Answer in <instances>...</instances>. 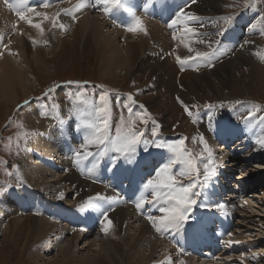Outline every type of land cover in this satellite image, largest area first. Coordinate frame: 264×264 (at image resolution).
Here are the masks:
<instances>
[{
	"label": "rangeland",
	"instance_id": "374dc122",
	"mask_svg": "<svg viewBox=\"0 0 264 264\" xmlns=\"http://www.w3.org/2000/svg\"><path fill=\"white\" fill-rule=\"evenodd\" d=\"M45 1L46 0H34V3H35L34 7L37 9L36 12H39L42 14L46 13L47 18L44 17L45 21L53 22L54 19L57 21L58 26L55 27L54 24H52V26L58 29L55 35H58V37L61 39L64 38V40H66L70 38V33L73 28L70 26L72 25L79 26L81 21L84 19L83 17H85V19L83 20L84 23L82 24H86L87 28H88V20H90L89 18H93L94 16L100 15V17L102 16V18H104L106 22L108 21L110 23V21L106 18L107 17L106 13L98 14V11L94 5L88 4L87 7L84 9H76L75 12H70L73 15L72 17H69L68 19L67 14H65L64 12H63L64 14L60 13V11H65V9L70 10V9L75 8L77 1L76 2L73 1L72 2L73 4L69 3L67 5V2H66V4L64 3L61 5L60 3L63 2V0H59L57 4H60L61 6L58 5L56 7V5H49L47 10L43 11L42 7ZM156 1L160 2V5L158 6L159 8H165V7L168 8V6L170 5L167 15L170 14L169 19L172 18L173 20L174 17L172 16V13H175L174 12L175 9L173 8L172 0H166L165 2L164 0H155V2ZM252 2H258L257 8L254 5H251ZM182 3L184 7L188 6V4H186L183 0H182ZM162 4H166V6ZM192 4L198 5L196 2ZM213 4L214 6L210 7V14L215 15V17L213 18L215 21L213 22L214 29L210 30L209 32L210 33L209 37H212V42L210 43L209 52L216 53V57H217V53L220 52V56L224 57L222 59H225L226 62L232 63L231 57L234 56V54L232 55V53H234L233 51L234 50L236 51V49H237V52L238 51L243 52L244 50H247V48H249L250 46V43L252 42V40L248 41L247 38L249 37V35H252L253 33L255 40H254V44H251V47L256 48V50H258L259 53L264 56V22L257 23V21L259 20V17L262 14H264V0H248L247 4L245 3V0H213ZM215 5H221V6L219 8L218 6H215ZM191 8L194 9L193 5L191 6ZM252 8H254V11H253L254 14L248 16L249 12L250 11L252 12ZM85 9H87L85 14L84 13L80 14V12H82V10H85ZM2 10L3 9L1 7L0 14L3 16L1 17L0 15V19H3L4 17V20H5V16ZM34 14L35 12L25 11V16H26L27 21L29 19L34 20V18L38 17V16L35 17L36 14L35 15ZM104 15L105 17H103ZM229 16L233 17L230 23H227L221 19L222 17H229ZM250 17L253 19L252 21L249 20ZM62 18L65 19L63 20V22H62ZM26 19H23V21H25ZM21 20L22 19H19L17 20V22L9 20L10 21L9 23L6 20V25L9 24L10 28H12L15 23L19 24ZM210 20H211V16H210ZM1 23L2 22L0 21V25ZM109 23H108V26H109ZM61 24L65 25L64 27L66 29L64 27H60ZM102 24L104 25V23ZM253 24H255L256 27L253 28V30L251 31L250 30L252 28L251 25ZM179 28H181V26ZM152 29L153 28H151L150 30ZM177 29L174 28V30L176 31ZM221 29H226L223 35L218 34L219 30ZM15 30H16V26H15ZM182 30L183 29H181L180 31ZM254 30L255 32H253ZM104 32H106V28ZM46 33L47 32H45V34ZM14 34L15 35L17 34V30L14 31L13 34L10 33L8 35L2 34V32H0V57H2V52L4 50L9 49V47H12L13 49L14 47L13 54H14L16 61L20 65L23 64V62L25 63L26 58L31 60L34 65V67L31 68L30 70L31 81L33 85L31 84V86L28 88L29 93H27L26 95H25V92L21 90L22 87L20 88L16 86L15 95L13 97V99L15 98L16 101L14 103L12 101H11L12 103L5 102L3 98L0 96V200L1 202H3V198L7 194H9V191L11 190L16 191L15 194H9V195L13 197L14 200H18V205H20V200H23V197H26L23 194L24 192L23 185L25 181L22 178V174L20 170L21 169L20 162L22 160V155L25 154V149L29 150L30 146H32V143H33L32 137L35 136L34 140L36 139L35 147L43 148L44 145H46L43 140L47 139L43 135V132H47L48 144H50L49 148H51L50 149L51 152L48 153L46 150H41L40 154L42 155L41 157L44 158L45 156H43V154L46 153V155H48L47 157L48 164H51L52 155L60 150L62 140H68V142L72 143L71 145L73 146L75 144L76 137H80L81 142L79 144L81 145L82 143L85 142L86 136L91 135V130L83 127L82 120L95 119V109L97 107L103 106L98 99L99 96L103 94L106 96V99H107V111L101 114V117L107 119L108 125H109V135L111 137L113 138L115 137L116 129L118 127L123 128L125 125H128V124H131L134 130H137L143 133L141 142L136 146V149H135L136 152H134V154H132L131 156H127V160L129 161H124L125 156L116 153L115 162L124 161L125 164L122 165L121 171L118 172L114 178L109 177V175H107L109 173V167L111 166L109 165V167L106 168V171H107L106 179L107 181H109L110 184L115 182V184H117L116 186L122 191L125 190L124 188L127 185L134 186V189L135 187H138V189L142 193L143 199H146L144 198V196L145 197L150 196L149 195V192H150L152 196L148 200H150L149 201L150 203H154V208L152 207L147 208L149 204L146 205V208H147L146 213L140 212L137 209L139 213L137 215H139L141 219H144V220L146 219L145 221L148 223L149 220L146 218V215L147 216L152 215V216L158 217L162 215V213H160L158 209L162 206H168V205L165 203V200L162 196L160 197L154 196L151 190L145 191L142 185L144 182L147 181V179L155 178L154 173L156 170L155 169L152 170L153 167L156 168L160 163L162 165L163 163L168 162L173 159L172 153H170L166 147L158 148L156 147V144L165 143L164 145H167V144H172V143H178L179 140L183 138L185 140L184 147L187 150V154L190 155V157L194 161L199 162L198 169L200 172V178L202 180L204 163L206 162L202 158L206 157L207 153L204 151V148H203L204 144L199 142L198 139L205 137L207 134L204 131L206 129L203 128V126L206 128L205 126L206 124H204L203 122L205 118L204 120L202 119L199 121V122H202L203 126L201 124H197L198 123L197 119L199 118L198 115L204 112L205 109L207 108L208 111L211 110L213 112V110H215L214 111L215 113L213 112L212 114L217 113L216 115H220L222 117V121L228 118L231 120L230 121L228 119L230 122L226 120L224 124L232 125V128L229 130L230 133H228V136L231 138L235 137L234 141L231 142V145L230 143H228L225 146L224 145L225 142L218 139V142L217 143L215 142V146L216 145H217L216 147L220 146L221 148L220 152L223 151L220 153L217 150L211 149L212 147L211 138L213 137L214 132L213 131L210 132V136L212 137H210V139L207 138L209 141L206 143H207V146L211 149L212 154H213V161L215 165V175L212 181L210 182V184L206 187V189L204 188L207 191L205 192L203 189H197V191H200V192L203 190L200 196L195 197V199H197V205L193 206L192 211L188 214L189 218L184 223H182V226L179 229H168V231L166 230L161 234L159 232H156L155 228L152 226V223H150V225L154 228V232L152 233L153 235L151 234L153 240L152 239L149 240V242L151 243L146 241L147 242L146 244L149 243L150 246L149 245H145V247L142 246L140 248V251L143 253H139L138 257L143 256L146 258H150V261L148 262V264H182V263L184 264L186 263V261H189V260L190 261L193 260L192 261L193 264H205V263L206 264H264V220L261 221L260 219L253 218L255 215V217L264 219V189H263V186L257 191L252 190L251 192L248 193V191H250L251 189V187L249 186H252L251 184H253V182L256 185V183L258 182L257 179H264V174L260 175L261 171L264 172V163H258L257 160H255L256 158H254V161L253 160L251 161L252 155L250 156V151H245L244 148L240 149L237 147L239 144L237 140L241 139L242 137H244L243 139L248 140L246 143H249V144H252V141L256 143L257 140L259 141L263 137V136H259L258 134L260 133L259 132L260 129H261V133H264V78H263L264 71H257L254 68L243 65V66H240V69H238V71L232 76V79L234 78L232 82L235 80H238V82L241 84L240 86L248 90L247 92H249L250 94L248 98H251L252 100L244 101L241 98L242 95L238 94L237 89L235 88L233 83H231V85L229 86L228 91L233 92L239 98H235L231 101L214 100V99H219V97H218V94L215 91H212L211 89H210V92H199L197 95L195 94L196 97L195 96L189 97V100L188 99L183 100L179 96L170 94L167 91V89L164 87H159L158 89H156V87L158 86H152V84L150 83L152 82L151 80L152 75L149 70L147 72L145 71L143 73L138 72V73H133V75H131L132 74L131 71L126 72L125 69L121 70V69H118V67H112L113 69L111 71L114 72L113 74L114 77L105 78L102 76L100 68H99L101 67L100 61H97V56L93 54L95 52L92 49H91L92 52H88L87 49L83 51V48L81 46L80 53L69 54L70 56L69 61L67 60L56 61V60H53L54 54L50 52L51 45H49V43L45 44L46 42L45 40H48V36H47L48 34L47 35L44 34L45 40H42V43L44 41L45 42L43 43L44 49H42V51H40L41 49L37 50L38 49L37 47H32L31 49H29V51H26L25 48L23 47L24 46L23 43L21 42L17 43V41L14 40V37H15ZM145 34H147L146 31H145ZM238 35H241L240 38H238ZM46 36H47V39H46ZM136 36L137 34L134 36L135 38L133 37L132 41L138 40ZM102 38L104 37L102 36ZM118 41H119V38H118ZM118 41H116V43L119 45L120 41L119 42ZM223 43H225L226 45L225 44L222 45ZM148 45L155 46L152 39L148 40ZM231 45H233L234 47ZM156 46L161 47L162 43L156 42ZM182 46L185 47V44L183 43ZM221 47H224L225 49L228 48L229 52L227 51V53H225L226 50L223 49L224 51H222ZM41 52L45 55V57H47V59L49 57V59L52 60V63L49 64L48 67L45 66L44 63H42L40 59ZM154 52H156V50ZM221 53L223 55H221ZM150 55L153 57L152 53ZM215 58L212 60H215ZM170 63L174 64L172 60L170 61ZM211 64L215 66L217 62L216 63L212 62ZM207 66H205V68H207ZM25 67L28 68L26 66V63H25ZM203 68L204 67H202V69ZM262 69L264 70L263 67ZM259 72L260 74H263V75L261 76L260 84H256V82H253L251 80L257 78L259 76ZM216 73L218 75L217 74L215 75L220 76V78L218 79H221L222 76L219 73V69H217ZM210 76H213V75H210ZM118 78H120L119 82H117ZM129 97H131L132 99H129ZM36 99H38L46 109L45 116L43 119H39L36 115L33 114L35 113L32 110H33V106H35L34 101ZM192 101H194V103ZM68 102H75L79 104L80 106H85V107L81 109L78 105L76 104L71 105V104H68ZM247 103H250V106L258 110L256 111L257 113L255 112L256 114L254 116L251 115L250 116L251 118L248 117V115L243 116L240 119H237L240 122H238L235 118L230 117V114L237 108V106L241 107L242 104H247ZM114 104H116L115 107H114ZM204 104L206 105L204 106ZM208 104H212L213 107L208 108L207 107ZM185 105H187L192 110L191 116H189L185 112ZM61 107L62 109L68 108L67 110L69 111L72 110V112L75 113V115L72 114V115L64 116L60 114V117L62 116L63 118L62 117L58 118L57 115H58V112H60ZM129 108H131V116L129 114ZM244 109H249V107L246 106ZM89 110L91 112H89ZM92 113L94 114V116L92 115ZM136 113L146 114L147 122L138 118ZM255 116H257V118H255ZM76 121H77V125L75 124ZM210 121H211V118H210ZM157 125H158L157 133L156 135H153L152 134L153 127ZM75 127H78L79 129ZM56 134L60 135L58 138V142L60 141L59 143L53 141V138L55 137ZM199 136H202V137H199ZM203 141H206V140L203 139ZM196 144H197V147L198 146L200 147L195 148ZM198 144H201V145H198ZM138 147L140 150H138ZM75 149L77 150V148ZM249 149L252 150L253 145ZM30 150L28 152H30ZM87 150L92 151L93 153H97L100 149H98L96 146H90ZM31 151L34 154L39 153V149L31 150ZM111 152L112 150L111 148H109L102 156L95 155L93 157H89L91 159V162L93 163L91 168L101 167L104 170V166L101 164L100 161L105 157H107L106 161L107 160L109 161V158L113 157ZM149 152H151L152 155L150 157L152 158L150 157L147 158L148 156H146V154H148ZM152 152H156V153L153 154ZM162 152L168 153L170 157L163 156ZM230 153L232 155H230ZM222 154L224 156L226 154L228 156L230 155V158L232 161H230L229 163L231 165L234 164L233 167L230 166L231 168L229 167L228 169H225L226 174L223 173V171L220 172V170L222 169V166L224 165V162H226V159ZM41 157H38V158H41ZM152 159H157V160L154 161ZM217 159H219L220 161V162L218 161L219 165L216 163ZM246 160H248V162L244 163ZM122 162L120 163L122 164ZM145 162L147 163L148 171L146 170L147 168H144V166L146 165L142 166V164H144ZM109 163L111 164V161H109ZM229 163L227 164V166L230 165ZM216 165H218L220 169ZM179 167L184 168L185 166H182L181 164L180 165L175 164L172 168V172L174 174H177ZM57 169H54L56 171L55 173L62 174L60 172V169L58 170ZM233 169L235 170L231 171ZM185 170L187 169L185 168ZM85 171H90V168H86ZM129 171H131V174H128ZM63 173L65 174L64 171ZM85 175H86V172H85ZM193 175L195 176V174ZM193 175L186 176L188 178L184 179V180H187L184 183H183L184 180H181L182 181L181 182L179 181V179H176V182L178 184H183L186 186L192 179H194ZM80 178H81L80 180L82 181L86 180V177L85 179L82 177ZM229 181H231L233 189H230L228 191H226L225 189L223 190V187L221 186L223 185L222 183H227ZM74 183L77 184V186L75 187L79 190V193H78L79 195L77 196L75 193L66 194L68 190L65 189L66 191L64 193L65 194L64 196L66 197V199L64 198V196H63V199L59 198L58 199L59 201H56L55 203L56 204L55 208L59 209V211L62 214L63 212H66L69 216L72 215L73 213L72 210L74 209L76 210L75 212H78L79 214L84 212L83 209L87 210L91 206L95 209L96 206L93 205L92 202H91L92 204H90L89 199H87L88 197L84 192L85 189H83V187L80 185H79L80 187H78V184L83 185V182L79 183V180L76 179ZM119 183H123L124 185H120ZM211 185L214 189L211 187ZM217 185H218V192L220 191V188L222 187V192L224 194H221V195L223 197L226 194V192H229L228 196H230L231 194L233 195L232 203L228 201L220 203V204H224L225 209L232 212V214L228 222H226L225 225L224 223H220L219 221H217L216 217L212 216L210 218L211 219L210 223L206 226L207 232L210 234L209 236L208 234L204 232V229H203L204 224L202 223L198 224V222L206 223L207 218L210 217V212H212V210L216 208V206L213 205L214 203L213 201L214 199H216L215 197L217 198L219 197L210 196V195L207 196L203 192H205L206 194L212 193V195H219V193H215L217 191ZM209 186H210V193H208ZM27 187L30 193L29 195L33 193L36 199L29 200L27 205L22 204L23 210L22 212L20 211V213H22V216H24V218L28 217L25 215H29L32 213L35 215L37 210H38L37 212L38 214L39 212L43 211L45 207L43 203L46 202L47 200H44V199L42 200V197H40V195L42 194L43 196L48 195V190H47L48 187L46 190L44 189L37 190L38 192H40L38 194H36V192L33 191L34 187L31 185L29 186V183ZM114 190H117V189L114 188ZM126 196H128L127 200L129 201V203L133 205L134 207L137 203L136 202L137 200L136 199L133 200V198L131 199L130 197L131 195L128 192L126 193ZM241 196H243L245 200ZM39 199H40L39 205L40 206L43 205L42 207H37L33 203ZM86 201L88 202V204ZM209 201L210 203H208ZM83 202H84V205H83ZM253 202L254 203L256 202L257 204L256 203L254 204ZM77 203H79L78 204L79 206H77ZM241 204H242L241 206L242 208H239L238 206ZM262 204L263 206L260 207V205ZM3 205L4 204L1 203V206L3 208L2 210L7 211V212H17L18 213L16 208L5 210ZM78 207L80 209H78ZM201 207L204 209H202ZM32 208H34V210H32ZM195 211H197L199 215V220L197 221L196 225L191 228L193 221L197 218ZM7 212L6 214L2 213L4 214L3 215L4 219L6 218V215H8ZM49 212L50 211H48V215L50 214ZM81 215L84 216L83 213ZM88 216L89 218L87 220L90 222H87V226L93 229V234L89 233L84 239H82L79 242V244L76 247L77 249L76 248L74 249L73 253H75L76 256H79V258L81 255L87 254L90 252L89 251L90 248L85 247L88 241L92 240L91 243L93 242L92 244L94 248L98 246V243H102V242H98L102 239V236H100V233L98 232V225L95 222L96 220L95 216L87 214L84 217H88ZM134 221L135 220H131L128 223V227L125 228L126 230L121 232V235H124V233L130 234V236L138 235L137 231L139 232V229H138L139 225L135 224ZM70 223L71 222L68 221V217L66 218L64 217V220H62V222L60 223L61 225L58 226L57 229L61 230L67 224L69 225V227H71ZM0 228H1L0 229V264H38L39 263V262L38 263L33 262L32 259H29L31 258L29 255H31L32 253L36 254V251L34 249H36L37 247L41 248V244L35 240L36 237L30 238V240L28 241L26 245L27 247L24 248V251L22 254L20 250L16 249V246L18 245L17 244L16 246L14 245L13 239L10 237V232H7L8 229L6 228V226L2 225ZM190 228H191V231H190ZM181 231H183V234L180 233ZM155 232L157 235L155 234ZM190 232H192L193 237H194V238L191 237L190 244L192 246H187V248H189L188 251H186L188 252L187 255H183L182 257L178 258V256L180 255L179 254L180 248L176 251L177 246H179L177 239L182 240L183 235L187 236L190 234ZM64 233L66 234V232ZM64 233H62L61 231L60 235H57L55 233L54 236L49 237L50 242L52 240L54 241L53 245L56 243V248L59 246L58 251L60 252L55 251V249H51V252H48L47 256L44 255L45 258L49 257L50 260L51 259L53 260L57 257L54 260L56 262H60V260H62V257L60 256V253L62 252V250L71 247V237L67 234L65 235ZM63 234L64 236H66L65 238ZM121 235H119V237L117 238L118 243L120 242L119 244H123L127 246V242ZM57 236L60 237L61 239L57 238ZM156 236H159V237H156ZM154 238L156 239L159 238V239H157L158 240L157 241ZM162 238L166 241H164ZM55 240L56 241L58 240V242H56ZM185 241H188V238H186ZM185 241H183L180 244V247H185L187 245ZM61 246H64V247L66 246V247L60 248ZM148 247L150 249L152 248L153 250L158 249L159 252L157 254H154V256H151L150 255L151 250H148L149 249ZM209 247H210V255L212 257L210 255L204 256L200 253V250L204 251V249H209ZM221 247L223 249H221ZM163 250H164V253L162 252ZM212 251H214V253H212ZM216 251H219V252L217 253ZM90 253L92 254V252ZM254 256L257 258H254ZM245 257H247V261L244 260ZM44 261H45L44 263H47L49 260L46 259ZM180 261H183V262L180 263ZM42 262H40L39 264H42Z\"/></svg>",
	"mask_w": 264,
	"mask_h": 264
},
{
	"label": "bare ground",
	"instance_id": "6f19581e",
	"mask_svg": "<svg viewBox=\"0 0 264 264\" xmlns=\"http://www.w3.org/2000/svg\"><path fill=\"white\" fill-rule=\"evenodd\" d=\"M58 1L59 0H55L56 7L58 5L57 4ZM165 1L166 0H164V2ZM123 2L125 4L123 3L120 9L113 10L112 15H113L114 19L117 21L118 15L122 12L123 9H126L128 11L129 16H130L129 18L126 19L127 20L126 26H118V24H115V25H113L114 27L112 30V29H110V26H108L109 22L108 21L106 22L104 20V18H102V16L100 17V15H99V16H94L93 18H89L90 20H88V28H87L86 24H82V23H84L83 20L85 19V17H83L84 19L81 21L79 26H77V25L70 26V27H73L72 31L70 33V38H68L69 37L68 36L67 37L68 39L64 40V38L61 39L58 37V35H55L56 31L58 30L55 27H57L58 24L56 23L55 27H53L52 21H50V22L45 21L44 17L46 15V13H44L45 15H41L38 17L34 14L35 17H37V18H34V20H32L33 24L39 23L41 25V28L43 29V31L33 27L32 25H29L27 19L25 20L26 22L21 20L19 24H16L17 34L16 35L14 34L15 35L14 40H16L17 43H20V42L23 43V45H24L23 47L25 48L26 51H29V49H31L32 47H37L38 48L37 50L41 49L40 51H42V49H44L43 43L46 41L45 44L49 43V45H51L50 46V48H51L50 52L54 54L53 60H56V61H62V60L69 61V58H70L69 54L80 53V47L81 46L83 48V51H85V49H87L88 52H92L91 51V49H92L95 52L93 54L97 56V61H100L101 67H99V68H100V71H101V74L103 77H105V78L106 77H108V78L114 77L113 76L114 72L111 71L113 69L112 67H118V69H121V70L125 69L126 72L131 71V73H132L131 75H133V73H138V72L143 73L144 71L147 72L149 70L151 72V75H152V78H151L152 82H150L152 84V86H158V87H156V89H158L159 87H164L167 89V91L170 94L179 96L183 100L184 99L189 100V97H194V96L196 97V95L199 92H210V89L212 91H215L218 94L219 99H214V100L231 101L235 98H239L233 92L228 91V88L231 85V83L234 84L235 88L237 89L238 94L242 95L241 98L244 101L245 100H252L251 98H248V96L250 95L249 92H247L248 90L246 88L241 87L240 86L241 84L238 82V80H235L232 82V80L234 79V78L232 79V76L238 71V69H240V66H243V65L254 68L257 71H264L262 69V67L264 68V56L261 55L259 53V51L256 50V48L251 47V44H254V40H255L253 33H252V35H249V37L247 38L248 41L252 40V42L250 43V46H249V48H247V50H244L243 52H240V51L237 52V49H236V51L235 50L233 51L234 53H232V55L234 54V56L231 57L232 63L226 62L225 59H222L224 57L220 56V52L218 50L217 51L219 53H217V57H216V53L214 56H212V59H214L216 57L215 60L211 59L212 62H215V63L217 62V64L215 66H209L208 65L207 68L204 67L203 69H202V67L205 65L207 60L195 59L192 61H188L187 63L181 64L176 59V57L179 56L183 60H186L189 56H195V54L197 52H203V53L211 54L209 52V50H210L209 47H210V43L212 42V37H207V35L210 32V30L214 29V23L213 22L215 20L213 18L215 17V15L210 14V7L214 6L213 0H202V1L197 0L196 3L198 5L192 4L191 0H188V6L186 8L181 7V9H179V11L180 12L183 11L184 15L187 17H189L191 15H195V16L199 17L198 21L188 20V23H187L188 26H190L196 30V33L195 34L194 33H187L183 29L181 31L182 35H172L171 33L176 34V32H177L176 30H174L175 26L173 28L168 27V24L171 23V21H172V18L169 19L170 14L168 13L169 15H167V12L169 11L170 5L168 6V8H166L165 7L166 4H162V5H165L164 6L165 8H159L158 6L160 5V2H158V1L155 2V0H148V1L143 0L144 6H143V8H139V6L137 5L139 3V0H136L137 4L134 2V0H123ZM14 3H15V1L13 2V4ZM0 4H2V0H0ZM67 5H68V2H67ZM192 5H193L194 9L191 8ZM251 5H254L257 8L258 2H252ZM63 6H65V5H63ZM215 6H218L220 8L221 5H215ZM1 7L3 9L2 12L5 16V20H4V17H3V19H0V21L2 22L0 25V32H2V34L8 35L11 33L12 30H11L9 24L6 25V20L8 21V23L10 21H14L11 18V13L15 12L16 10L15 9L11 10L10 8H6L3 5H0V8ZM50 8H51V6H50ZM53 8H55V7H53ZM174 9L177 10V8H174ZM62 10H63V8H62ZM149 10H151V11H149ZM175 10H174V12H176ZM55 11H57V10H55ZM86 11H87V9L82 10V12H80V14H82V13L85 14ZM253 11H254V8H252V12L250 11L248 16L253 15L254 14ZM63 12L64 11H60V13H63ZM98 14H100V13H98ZM2 16L3 15H1V17ZM134 16H139L141 18L144 30H139V31H135V32H131V31L127 30L133 24ZM210 16H211V20H210ZM103 17H105V15ZM64 18H65V16H64ZM67 18L69 19V17H67ZM68 19H66V20H68ZM60 20H61V18H60ZM63 20H65V19L62 18V22H63ZM249 20L252 21L253 19L250 17ZM68 23H69V21H68ZM102 23H104L105 26ZM120 23H122V22H120ZM201 24H203L204 27H201L200 26ZM61 25H63V24H61ZM64 26L65 25H63V27ZM176 26H177V28L180 27L179 25H176ZM149 27H150V29L151 28H153V29L150 30ZM105 28H106V32H104ZM179 29H181V28H179ZM250 30L252 31L253 27ZM145 31L147 34H145ZM45 32H47V33L45 34ZM253 32H255V30ZM44 34L45 35L48 34L47 35L48 40H45ZM136 34H137L136 38L138 40L132 41L133 37ZM47 36H46V39H47ZM102 36L104 38H102ZM174 36L176 37V39H173ZM240 36L241 35H238V38H240ZM147 37H148V39H147ZM118 38H119V41L122 40V38H123V40L119 42ZM151 39L153 40L155 46L148 45V40H151ZM185 39H187V40H185ZM42 40H45V41L42 43ZM115 40L119 42V45L116 43ZM156 42L162 43V46L161 47L156 46ZM185 42L187 43L188 47L182 46L183 43L186 44ZM224 44L225 43H223L222 45H224ZM231 46H233V45H231ZM13 49H14V47H13ZM13 49H12V47H9V49L4 50L2 52V57H0V96L7 103H9V102L14 103L16 101L15 98L13 99V97L15 95L16 86H18L20 88L22 87L23 89L21 88V90L25 92V95L27 93H29L28 88L32 84L30 70H31V68L34 67L32 61L29 60L28 58L25 59L26 66L28 68L25 67L24 62H23V64L20 65L14 57ZM189 49H191V51ZM221 49H222V51H224L223 49H225V48L221 47ZM155 50H156V52H154ZM225 50H226L225 53H227V51L229 52L228 48ZM151 53L153 54V57L150 55ZM40 55H41L40 59H41L42 63H44V65L48 67V65L52 63V60L49 59V57L47 59V57H45V55L42 52ZM221 55H223V54L221 53ZM227 56H229V55H227ZM35 57H36V55H35ZM171 60L173 61L174 64L170 63ZM41 65H43V64H41ZM217 69H219V73L222 76L221 79H218V78H220V76H217L218 75L216 73ZM181 70H184V71H181ZM147 74H149V73H147ZM215 74H217V75H215ZM210 75H213V76H210ZM262 75L263 74H260V72H259V76L255 79L251 80V81L256 82V84H260ZM263 78H264V75H263ZM119 80H120V78L117 79V82H119ZM238 83H239V85H238ZM203 101H204V99H203ZM192 102L194 103V101H192ZM205 105L206 104H204V106ZM246 106L249 107V109H244ZM67 107H68V105H67ZM67 109H62V107H61V110L59 113L61 115H64V116L65 115H72V114L75 115V113H73L72 110L69 111ZM205 110H207V108ZM214 111L215 110H213V112ZM256 111H258V110H256L254 107L250 106V103L242 104L241 107L237 106V108L230 114V117H233L237 120V119H240L241 117L246 116V115H248V117H250L251 115L254 116L257 113ZM213 112L210 110L209 118H207L206 115L202 114L197 119V122H198L197 124L202 125V122H199V121L202 119L204 120V118H205V120L203 122H204V124H206L205 125L206 128L203 125L202 126L204 129H206L204 131L206 132L207 135L206 136L204 135L205 137H202V136H199V137H202L203 139L206 140V142H208L209 140L207 138L210 139V137H212V136H210V132L213 131L214 135L211 138L212 139L211 140L212 141V144H211L212 147L211 146L210 147H211V149L217 150L218 152H220L221 148L219 145H218L219 147H216L217 145L215 146V142L217 143L218 139H219V140H222L223 142H225L224 143L225 146L228 143H230V145H231V142L234 141L235 137L231 138L228 136V133H230L229 130L232 128V125L231 124H228V125L224 124L225 121L228 120L229 118L222 121V117L220 115H216L217 113L212 114ZM76 113H77V111H76ZM195 115H197V114H195ZM69 117H71V116H69ZM210 118H211V121H210ZM255 118H257V116H255ZM64 119H65V117H64ZM237 121H235V122H237ZM238 122H240V121H238ZM75 128L79 129L78 127H75ZM72 129H74V128H72ZM249 131H250V129H249ZM259 132L260 133L258 135L263 136L262 137L263 140L260 139L258 141L256 139L257 140L256 143H254L252 141V144H249V143H246L248 140L243 139L244 137L241 136L242 138L237 140L239 143L237 147L240 149L244 148L245 151H250V156L252 155L251 161L252 160L254 161V158H256L255 160H257L258 163H264V158H263L264 157V133H261V129ZM247 133H249V132H247ZM59 136L60 135L56 134L55 137L53 138V141L58 142ZM83 136H84V134H83ZM34 137L35 136L32 137L33 143L31 142L32 146H30V149L31 150L39 149V153L34 154L30 149H29L30 152H28L29 150L25 149V154L22 155V160L20 162V165H21L20 168L21 169L19 168L21 170L22 178L25 181L24 185H23V188H24L23 194L26 197H23V200H20L21 206L18 205V200H14L13 197H11L9 194H7L5 197L3 196L4 197L3 202H1V200H0V216H1L0 227L2 225L6 226V228L8 229L7 232H10V237L13 239L14 245L15 246H16V244L18 245V246H16V249L20 250L23 254L24 248L27 247L26 245H27L28 241L30 240V238L36 237L35 240L41 244V248L37 247L38 249L37 248L34 249L36 251V254L32 253L31 255H29L31 257L29 259H32L33 262H37V263L38 262L40 263L43 261L42 264H148V262L150 261V258H146V257L141 256L143 254L140 255L141 257H138V254L143 253L140 251V248L142 246L145 247V245H149V243H151V242H149V240L152 239V235H153L152 233L154 232V228L150 225V223H151L150 221L147 223L145 221L146 219L145 220L141 219L139 217V215H137L139 213L137 211V208L135 207L136 205L134 204L135 206L133 207V205H131L129 203V201L127 200V198H128V196H126L127 191L120 190L116 186L117 184H115V182H113L111 184L109 183V181L107 183H101L102 180H104L103 176L96 175L97 181H94L92 178H86V180L82 181V180H80L81 178L79 177V174L73 168L72 163H70V162L68 163L67 156H68L69 152L62 145H63V143H67L69 145L68 147L72 148V150L74 152H76L79 149L81 150V148H80L81 145L79 144L81 142L80 137H76V141L74 140L75 144L73 142V144H74L73 146L71 145L72 143L68 142V140H62L60 150L52 155L51 164H48V159H47L48 155H46V153L43 154V156H45L44 158H42L41 157L42 155L40 154L41 150H46L48 153L51 152V150H50L51 148H49L50 144H48V138L44 139V140L42 139L46 144V145L43 144L44 145V147L42 146L43 148H36L35 147L36 139L34 140ZM198 140H199V142L202 143L201 139H198ZM41 145H42V143H41ZM198 145H201V144H198ZM252 145H253V149L250 150L249 148ZM195 146H196L195 148L200 147V146L197 147V144ZM75 148H77V150ZM147 149H145V150H147ZM225 149H226V147H225ZM138 150H140L139 147H138ZM81 151H83V150H81ZM221 152H223V151H221ZM224 154H225V152H224ZM230 155H232V154L230 153ZM230 155L229 156L227 154L225 156L223 155L226 159V162H224V165L222 166V169L220 170V172L223 171V173L226 174L225 169H228L230 166L231 167L234 166V164L231 165L229 163L230 161H232L230 158ZM34 157H36V158H34ZM38 157H41V158H38ZM149 157H147V158H149ZM150 158H152V157H150ZM247 158H248V156H247ZM35 159H36V161H35ZM106 159H107V157L103 158L100 161L101 164L104 166L105 180H107L106 179V173H107L106 168H108L110 165V163H109L110 160L106 161ZM152 160L155 161L157 159H152ZM72 161L75 162L76 159H73ZM125 161H129V160H125ZM218 161H219V159H217V162H216L217 164H218ZM247 162H248V160H246L244 163H247ZM228 163L230 165L227 166ZM80 164L81 163H79L77 165H80ZM143 165H146V166H144V168H147L146 170L148 171L147 163L145 162L144 164H142V166ZM178 165H180V164H178ZM218 165H216V166L220 169V167ZM65 166L70 169V171L68 173H65V174L64 173H62V174H56L55 173L56 171L54 169H57V168L65 171L64 170ZM160 166H161V163L156 168L153 167L152 170H154V169L157 170L158 167H160ZM182 166H184V165H182ZM214 167H215V165H214ZM93 168H95V167H93ZM85 169L86 168H82L83 174H85V172H86V176L92 175L91 170L85 171ZM130 169H131V167H130ZM180 170H181V167H179V169L177 171L176 179H179V181H181V180H184L185 178H188L186 176H180L178 174ZM234 170L235 169H233L231 171H234ZM143 171H145V170H143ZM261 174L263 175L264 172L261 171L260 175ZM107 175H109V173ZM193 177H194V175H193ZM76 179L79 180V183L83 182V185L78 184V187L82 186L83 189H85L84 192L88 197L87 199H89V201H91L93 203V205L96 206L95 209L92 206L89 208L87 207L88 209L87 208H86L87 210L83 209L84 212H82V213L84 216H86L87 214L95 216V219H96L95 222L98 225V232L100 233V236H102V239L100 241H98V242H102V243H98V246H97L98 248L97 247L94 248V246L92 244L93 242L91 243L92 240L88 241V243H87V245H85V247L90 248L89 251L92 252V254L88 251L89 253L81 255L80 258H79V256H76L75 253H73V251L77 247L79 242L82 239H84L89 233L93 234V229H91L87 226V230H86L84 223L82 222V220L79 217H77V223H75L73 221L72 217L75 216L76 213H78V212H75L76 211L75 209L72 210L73 211L72 215L68 216V215H65L66 212H63V214H62L59 211V209L55 208L56 207L55 203H56V201H59L58 199L60 198V194L63 193V196L65 195L64 194L66 191L65 189L68 190V192H66V194H68V193L74 194L75 193L77 196L79 195L78 194L79 190L75 187V186H77V184L74 183L76 181ZM190 180H188V181H190ZM138 181H140V180H138ZM186 181L187 180H184L183 183ZM257 181L258 182L256 183V185L253 182V184H251L252 186H249V187H251V189H250V191H248V193L251 192L252 190L257 191L260 188H262V186L264 189V179H257ZM25 183H26V185H25ZM28 183H29V186L31 185L34 187L33 191H35L36 194L40 193L37 190H40V189L46 190L48 187V189H47L48 195H44V196H43V194L40 195V197H42V200L43 199L47 200L46 202L43 203V205L45 206L44 210L39 212V214H41V215H39V214L34 215L33 213L32 214L28 213L29 215H25L28 217L24 218V216H22V213H20V211L22 212V210H23L22 204L27 205L29 200H31V199L35 200L36 199V197L34 196L33 193L31 195H29L30 193H29L28 187H27ZM222 184L223 185H221V186L223 187V190L225 189L226 191H228L230 189H233L231 181H229L227 183H222ZM211 187H212V185H211ZM222 187L220 188V191L218 192V185H217V191L215 193H219V195H212V193H210V186H209L208 193H210V196H218L219 197V198L215 197L216 199H214V201H213L214 206L217 204H220L222 202H225V201H228L231 203L233 201V198H232L233 195L231 194L230 196H228L229 192H226L224 197L221 195V194H223ZM114 188H116L117 190H114ZM205 189L203 188V190L206 192L207 190H205ZM44 192H46V191H44ZM44 192H42V193H44ZM128 193L131 195L130 196L131 199L133 198V200H135L137 193H132L131 190L128 191ZM97 194H99L102 197H107V199L98 200ZM241 197H243V196H241ZM245 197H247V196H245ZM64 198L66 199L65 196H64ZM144 198H146V197L144 196ZM254 198H256V197H254ZM40 199L33 202L35 206H37V207L43 206V205L42 206L39 205ZM243 199H244V197H243ZM144 200H145V203L143 204L144 207L142 206V208H141L142 210H146V205L149 204L146 201V199H144ZM60 201H62V200H60ZM136 202H138V201H136ZM1 203L4 204L3 207L5 210L16 208L18 213L17 212H7V211L2 210L3 208L1 206ZM92 203H90V204H92ZM78 204L79 203H77V206H79ZM87 204H88V202H87ZM254 204H252V205H254ZM83 205H84V202H83ZM241 206H242V204L239 205L238 207L242 208ZM262 206H263V204L260 205V207H262ZM40 209H42V208H40ZM78 209H80V208L78 207ZM202 209H204V208H202ZM32 210H34V208H32ZM29 211H31V210H29ZM48 211H50L49 215H48ZM104 211H107L108 219H110L112 221V225L108 229L107 232L102 231V228H103L104 224L106 223V221L104 220V217L102 216V213ZM6 212L8 213V215H6V218L4 219L3 215L6 214ZM37 212H38V210H37ZM199 212H200V210H199ZM212 212H210V218L212 216H214V217H216L217 221H219L220 223H224V225L226 224V222H228V220L232 214V212L226 210L225 208L223 210H220L217 207L214 208L212 210ZM240 212H242V211H240ZM2 213H4V214H2ZM225 213H227V214H225ZM261 215H263V214H261ZM64 217L65 218L68 217V221L71 222L70 223L71 227H69V225L67 224L64 228L62 227L63 229L60 228L61 230H58L57 227L61 225L60 223L62 222V220H64ZM141 217H143V216H141ZM246 218H248V217H246ZM253 218L260 219L261 221L264 220L262 218L255 217V215ZM131 220H135L134 223L139 225V228H138L139 232L137 231L138 235L130 236V234H128V233H124V235H121V232L126 230L125 228L128 227V223ZM67 227H69V228H67ZM61 231H62V233L66 232V234L71 237V247L63 249L62 252L60 253L62 260H60V262H56L54 260L57 257L53 260L52 259L50 260L49 257L45 258L44 255L47 256L48 252H51V249H55V251L59 250V248H58L59 246L56 248V243L53 245L54 241L52 240L50 242L49 237L54 236L55 233L57 235H60ZM156 232H155V234H156ZM64 234H63V236H64ZM119 235H121L125 239V241L127 242V246H125L123 244H119L120 242L118 243L117 238L119 237ZM65 237L66 236H64V238ZM156 237H159V236H156ZM57 238H60V237L57 236ZM154 239H156V238H154ZM157 239H159V238H157ZM62 241H63V239H62ZM146 241H148L149 243L146 244L147 243ZM164 241H166V240H164ZM56 242H58V240ZM206 244H208V243H206ZM187 246L188 245H186L185 247H180V249H184L183 250V252H184V251H186ZM63 247L64 246H61L60 248H63ZM231 247H229V248H231ZM202 249H203V247H202ZM148 250H151L150 251L151 256H154V254H157L159 252L158 249L153 250L152 248L151 249L149 248ZM168 250H170V249H168ZM168 250H166V251H168ZM35 251H33V252H35ZM58 252H60V251H58ZM162 252L164 253V250ZM200 253L204 256L210 255V247H209V249H204V251L200 250ZM179 254L180 255L182 254L181 256L184 255V253H182V252H180ZM180 255L178 256V258L181 257ZM61 257H60V259H61ZM254 258H257V257L254 256ZM46 259L49 261L47 263H44L45 262L44 260H46ZM244 260L247 261V257H245ZM192 261H190V260L186 261V263H184V264H193ZM181 262H183V261H180V263ZM153 263H155V262H153Z\"/></svg>",
	"mask_w": 264,
	"mask_h": 264
},
{
	"label": "snow or ice",
	"instance_id": "6c2138e0",
	"mask_svg": "<svg viewBox=\"0 0 264 264\" xmlns=\"http://www.w3.org/2000/svg\"><path fill=\"white\" fill-rule=\"evenodd\" d=\"M28 0H15V3L9 4L10 8H14L16 10V14L20 17V19H26L25 12L23 9L25 8V5L27 4ZM97 4H102L106 6L105 10L107 11V6L110 4H118L120 0H95ZM196 0H191V3H195ZM245 3H248V0H245ZM88 0H81L80 3H78L75 8L67 10L68 12H75L76 9H81L84 6H87ZM44 7H48L49 4H43ZM28 12H35L36 16L45 15L39 12H36L34 8H28ZM184 16L183 11H181L175 19L171 21V23L168 24L169 28H173L176 25L183 24L184 21L181 19V17ZM45 18L46 15H45ZM190 21H198L199 17L195 15H191L187 17ZM223 21L230 23L233 17H222ZM54 25L57 23V21L54 19ZM264 22V14H262L259 17V20L257 23ZM28 23L32 25L33 27L40 29L41 25L39 23L33 24L32 20L29 19ZM201 27H204L203 24L200 25ZM60 27H63L60 25ZM251 27L255 28L256 25L253 24ZM128 31L135 32L139 30H144L141 18L139 16H134L133 24L127 29ZM185 32L187 33H196V30L190 26H185ZM226 29L219 30L218 34L223 35ZM173 39H176L174 36ZM185 47H188L187 44H185ZM191 51V49H189ZM215 53H203V52H197L195 56H189L186 60H183L181 57L177 56L176 59L181 64L187 63L188 61H192L195 59H202L209 61V66H214L211 64L212 56H214ZM51 91V90H50ZM99 101L103 106L97 107L95 109V119L92 120H82L83 127L86 129L91 130V135L86 136V140L84 143L81 144L80 148L81 150H77L75 152L76 156V163L79 164L83 160L88 159L89 157H93L95 155L102 156L109 148H111L112 151L124 155V156H131L134 154L136 146L141 142V138L143 136V133L134 130L131 124L125 125L123 128L118 127L116 129L115 137H111L109 135V125L106 118H102L101 114L105 113L107 111V99L106 96L101 94L99 96ZM129 99H132L129 97ZM142 107V106H141ZM208 108H212V104L207 105ZM185 112L191 116L192 110L185 105ZM129 114L131 116V108H129ZM137 117L147 122V116L146 114L142 113H136ZM99 121V122H97ZM134 123V122H133ZM157 126L153 127V135H156L157 133ZM202 143L204 144V151L207 153L206 157H203L202 159L206 161L204 163V169H203V177L202 180L200 178V172L198 169V163L197 161H194L190 155L187 154V150L184 147L185 140L181 138L178 143H172V144H156V147L163 148L166 147L167 150L172 153L173 159L163 163L158 170L155 171L154 177L155 178H149L146 182L143 183L142 187L145 191L151 190L154 196L160 197L162 196L165 200V203L168 206H162L158 209L162 215L155 217L152 215L147 216V219L152 223V226L155 228V230L159 233H163L164 231L168 229H179L182 226V223L185 222L189 216L188 214L192 211L193 206L197 205V199L195 197H198L201 195L200 191H197V189H203L206 188L210 182L212 181L214 175H215V167H214V161H213V154L211 149L207 146L206 141H203V138H201ZM90 146H96L98 149H100L97 153H93L92 151L87 150ZM101 146H103L101 148ZM175 164H182L185 167L181 168L179 171L180 176H191L195 174L194 179H192L186 186L183 184H178L176 182V174L172 172V168ZM185 168L187 170H185ZM60 198L63 199V193L60 194ZM97 199H107V197H102L99 194H97ZM91 203V201H90ZM145 203V200L142 198L140 201L136 203V207L138 210H140ZM220 210H223L225 208L224 204H217L215 205ZM227 214V213H225ZM104 220L106 223L104 224L102 231L107 232L108 229L112 225V221L108 219L107 211H104L102 213Z\"/></svg>",
	"mask_w": 264,
	"mask_h": 264
}]
</instances>
